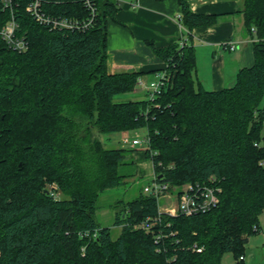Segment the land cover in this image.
I'll return each mask as SVG.
<instances>
[{
	"label": "trees",
	"instance_id": "obj_1",
	"mask_svg": "<svg viewBox=\"0 0 264 264\" xmlns=\"http://www.w3.org/2000/svg\"><path fill=\"white\" fill-rule=\"evenodd\" d=\"M95 1L94 27L77 31L37 22L31 0H0V31L13 21L27 44L16 51L0 34V264H221L227 254L236 262L264 212V0L243 1L254 64L233 86L209 91L195 78L192 32L216 18L178 0L185 44L149 42L170 72L166 87L154 100L119 103L146 73H109L108 19L119 6ZM41 11L59 20L89 16L81 0H41ZM137 130L149 137L145 157L156 151L165 167H156L160 181L219 187V205L172 217L142 190L115 205L122 230L113 238L96 220L97 203L124 183L119 169L131 150L106 148L98 134ZM158 216L154 233L138 228ZM154 234L168 236L156 243Z\"/></svg>",
	"mask_w": 264,
	"mask_h": 264
},
{
	"label": "crops",
	"instance_id": "obj_2",
	"mask_svg": "<svg viewBox=\"0 0 264 264\" xmlns=\"http://www.w3.org/2000/svg\"><path fill=\"white\" fill-rule=\"evenodd\" d=\"M112 1L118 4L119 11L108 19L109 73L145 72L143 79L152 80L155 71L161 70L166 63L153 52L149 42L165 48L181 41L186 34L179 18L182 8L178 0ZM243 1L187 0L194 13L216 18L214 24L195 28L192 32L197 66L195 78L206 90L233 86L237 73L254 64L253 39L244 28ZM225 43L235 48L230 49ZM142 93L146 94L137 87L123 101L141 99ZM136 158L139 173L151 176L150 163L143 161L141 155ZM244 256L245 264H264V212L260 231L250 237Z\"/></svg>",
	"mask_w": 264,
	"mask_h": 264
},
{
	"label": "built area",
	"instance_id": "obj_3",
	"mask_svg": "<svg viewBox=\"0 0 264 264\" xmlns=\"http://www.w3.org/2000/svg\"><path fill=\"white\" fill-rule=\"evenodd\" d=\"M81 1L89 11V16H87V18H63L59 20L48 17L41 11V0H31L27 10L36 19V21L41 24L51 25L53 28H58L60 30L68 29L85 31L94 27L95 20L99 13V8L95 0ZM16 30V24L13 21H10L0 31V34L12 49L24 52L27 50L25 38L17 37ZM180 44L183 46L185 44V40L181 39ZM227 44H229L228 46H230V49L235 48L234 45L225 43L226 46ZM169 76L170 72L167 71V69L158 71L155 73L152 80H145L143 78L139 79L138 87H140L149 96L148 99L154 100L157 96L161 95L163 89L169 81ZM141 132H144L142 137ZM122 145H130L132 148L145 145L147 149L149 146V137L147 132L145 130H137L133 132L130 138L126 137L122 140ZM149 154L150 158L147 159L149 160L152 174L149 183L143 187V193L147 196L156 198L159 214H167L172 217L180 215L194 216L207 213L219 205V194L222 192L219 187L204 183H187L179 188H172L169 183L160 181L159 177H157L158 174L156 172V167H165L162 162H158L157 164L155 163L154 156L158 154L156 151L150 150ZM262 165H264V162ZM214 181V178L210 179V183H214ZM157 222H159V216L156 218L148 217L145 221L138 225V228L152 231V233H154L155 231L153 228L156 226ZM167 236V234H154V239L156 243H160V241ZM158 251L160 252L161 249L159 248ZM193 251L201 253L203 248L195 244L193 246ZM236 262L245 264V256H240Z\"/></svg>",
	"mask_w": 264,
	"mask_h": 264
},
{
	"label": "rangeland",
	"instance_id": "obj_4",
	"mask_svg": "<svg viewBox=\"0 0 264 264\" xmlns=\"http://www.w3.org/2000/svg\"><path fill=\"white\" fill-rule=\"evenodd\" d=\"M129 95L131 94L117 95L115 97V102H123V100H127L129 98ZM139 97H141V99L139 98L138 100H145L149 98L147 94L143 93L140 94ZM143 135L144 132H141V137ZM126 137L130 138L131 135L129 133H118L112 135L98 134V138L104 143L106 148H126L131 150L126 153V164L122 165L119 169L121 174L126 175L124 183L116 188L109 189L102 193L97 203L96 220L104 227L113 228V238H117L122 230L120 227H114L116 212L115 205H119L121 201L128 202L135 199L140 195L143 187L151 180L150 173L145 175H143V173H139V162L136 158L137 155H141L143 157V161L149 164V160L144 155L146 146L142 145L135 148L130 147V145L123 146L122 140ZM49 188L52 189L55 188V186H51ZM221 264H236V262L230 254H227L223 258Z\"/></svg>",
	"mask_w": 264,
	"mask_h": 264
}]
</instances>
